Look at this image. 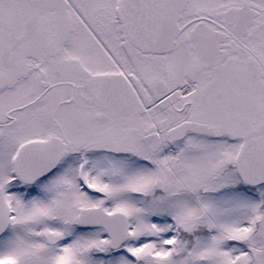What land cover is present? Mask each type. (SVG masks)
<instances>
[{
    "label": "snow or ice",
    "instance_id": "obj_1",
    "mask_svg": "<svg viewBox=\"0 0 264 264\" xmlns=\"http://www.w3.org/2000/svg\"><path fill=\"white\" fill-rule=\"evenodd\" d=\"M0 264H264V0H0Z\"/></svg>",
    "mask_w": 264,
    "mask_h": 264
}]
</instances>
